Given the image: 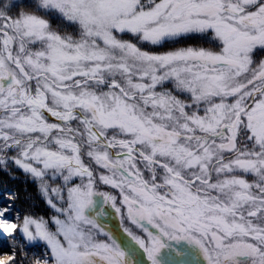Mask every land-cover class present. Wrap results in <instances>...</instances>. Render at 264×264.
I'll return each instance as SVG.
<instances>
[{
  "label": "snow or ice",
  "instance_id": "obj_1",
  "mask_svg": "<svg viewBox=\"0 0 264 264\" xmlns=\"http://www.w3.org/2000/svg\"><path fill=\"white\" fill-rule=\"evenodd\" d=\"M17 171L0 264H264V0H0Z\"/></svg>",
  "mask_w": 264,
  "mask_h": 264
},
{
  "label": "trees",
  "instance_id": "obj_2",
  "mask_svg": "<svg viewBox=\"0 0 264 264\" xmlns=\"http://www.w3.org/2000/svg\"><path fill=\"white\" fill-rule=\"evenodd\" d=\"M71 31V30H70ZM20 178L12 180L7 174L0 173V192L15 190L19 192L20 199L17 201V205L20 208L21 213L31 212L34 215H43L47 217L51 214V210L44 204V202L37 195L36 187L32 183L27 184V191L32 194V201L26 200L25 197V177L19 171L16 172ZM34 202L35 207H30V203ZM10 251L9 248L5 247L0 249V252ZM31 251L39 252V249H31Z\"/></svg>",
  "mask_w": 264,
  "mask_h": 264
}]
</instances>
